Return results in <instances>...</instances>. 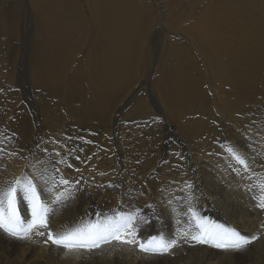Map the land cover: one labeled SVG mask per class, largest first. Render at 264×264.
<instances>
[{
	"label": "bare ground",
	"instance_id": "6f19581e",
	"mask_svg": "<svg viewBox=\"0 0 264 264\" xmlns=\"http://www.w3.org/2000/svg\"><path fill=\"white\" fill-rule=\"evenodd\" d=\"M32 1L35 5L38 29L33 52V70L31 77L34 85L38 87L39 94L37 93V95L40 96V98L44 96L46 99V94H53L60 99H66L65 104L69 113V115L67 113L66 118L70 116L74 122L75 120L81 121L79 123L77 122L78 124L85 123L87 120V122L93 124V126L89 125L91 126L89 128L91 129L94 127L96 129L97 133L94 134H97L98 138L96 137V139H99L97 143L105 145L109 142L111 137L109 136L107 138L106 134L110 131V126H112L111 122L113 121V116L118 107L121 106L119 104L127 98L132 91L137 89L140 95L134 107L135 109L133 110L132 108L131 110L137 112V114H147L151 112L152 106L149 105L147 97L141 93L144 89L146 72L144 68L145 65L142 68L140 67V59L144 56V52L149 54L151 51L149 37L157 24H160V26L164 28V31L170 34H164V42L162 41L161 43L163 44L162 47L157 46V50H155V53H160L164 59L161 57L163 61L160 62V66L156 69L151 83V92H153L157 99V103L154 102L158 106L157 112L160 110L167 117L164 118L166 120L168 119V123L174 127L176 131L174 132L177 135L179 134L181 140L184 139L187 144H193V146L197 145V142L204 144L203 146H209V136L220 132L215 126L217 114L220 118L227 119V123L231 126H239L242 122L244 124L246 123L244 122L246 118L248 119L251 115L256 114L260 110L264 111V0H155L156 4L154 0ZM154 9L158 11L160 16L159 21L155 18ZM6 11L7 9L0 8V27H2L1 29L4 31L7 29L6 26L8 25L7 17H10L8 11ZM3 74H5V72ZM208 82L212 86V95L209 94L207 89ZM39 104L43 112L41 119L44 121V134L47 133V135L45 134L47 139L52 138L51 136L56 137V130L60 127H64L67 124L71 127L69 122H73L70 118V121L66 124L64 123L65 120L57 115L59 106L56 104L50 106L43 98L39 100ZM256 117L257 116L254 118L256 119ZM135 118H137V116ZM31 119L29 110H26L23 116L16 121H14L15 119H10L11 124L14 127H18L17 129L20 131L19 134L22 136V138L20 137V140H18L21 141L22 139L21 148L19 147L20 150H15L12 154L10 152L11 155H8L10 160L6 161V164H11L9 169L0 168V188L6 187L17 178L22 179L27 174L31 175L32 167H34L33 163L42 155L43 150L35 154L32 152L34 149L32 151H27L29 146L35 141L34 138L37 137L32 135L31 128L33 121H31ZM81 119L85 121L83 122ZM133 122L136 121L133 120ZM75 125L77 126V124ZM238 126L236 127L239 128ZM84 127L87 128L86 126ZM94 128L92 131L95 130ZM160 128L158 129L160 130ZM232 128L234 127L232 126ZM84 130L88 131V128ZM127 130H123L119 133H116L118 129L114 131L115 135H113V137L118 145L115 144L119 146V149L122 148L120 157L118 160L115 159L117 160L115 163L114 157L109 163L106 162L109 160L105 162L97 161V168L95 167L96 170H93L95 174L90 171L88 174L87 167L82 164L85 169L83 171L81 170L80 176L82 179L86 177L87 183L93 184H90L91 187L89 186L91 189L89 194L84 195V197L77 196L75 200L73 199V204H70V214L68 215L74 217L72 221L76 219L79 226L85 225L95 214H100V217H106L109 221H112L110 222L111 225L107 227L108 229L111 230L119 226L118 222L120 221V217H116L117 215L115 214L131 210V207L128 206L130 203H125L124 199L121 203L119 199L113 204L110 202V200L112 201L111 198H113L110 193L111 191L113 192V185H115V183L113 184L115 179L114 176L119 174L121 175L122 185L124 184V180H128L122 192L128 190L132 186L141 187L138 189L135 187L138 192L136 196L139 197L138 206H140L141 211L139 213H137V211L132 214V216L129 211L130 217L133 218L132 226L136 234V227L140 224L148 226L150 223L148 219L151 216L155 218L156 216L159 217L160 214L168 215V213H171L168 212V210L167 213L161 209L164 205L163 199L165 196L169 195L171 197V201H169L167 205L172 206L175 200L179 201L178 199L181 195L187 197L192 188L202 183L206 191H198L194 196L191 195V198L196 202L195 204L199 206L197 210L193 209L194 207L192 208L195 211L193 214H191L193 210L187 212V210L191 208H189L191 203H188L189 209L187 208V210H184L182 206H180L182 207L181 210H179L180 208L177 209L181 211L180 213L178 212L180 215L160 216L161 218H157L159 222L157 221V224H152L156 225L154 230H162L161 233L164 237L171 239V241L168 239V242L176 241L175 246L164 253H145L139 248V243H121L120 241L113 240L109 235L104 241L99 242L101 245L96 249L77 248L69 250L63 246L55 245L48 240L49 232L54 235H59L62 234V230H66V225L63 224L65 218L60 221L62 218L60 215H62L61 213L63 210L60 211V213L59 208L56 210L57 212H54L55 210L53 211V209L50 208L51 211L47 215V220L53 221L54 224H56L54 229L51 228L52 231L45 230L46 228L44 229L43 227H35L26 235L21 232L19 236L13 237L3 229H0V264H264V218L262 215L255 212L256 210L252 208L253 206L251 207L252 204H255V201H252L255 198L256 204H258L257 200L261 194L259 185L257 184L258 186H256V180L251 177H255L252 175L260 173L264 180V167L258 170L260 162H256L257 165L255 167H253V165V168L248 173L246 172L247 174L245 173V175H243L242 168H239L237 165V167H234L232 170H230L227 165V168L225 167L226 169L223 171V168L219 167L222 169L217 173L216 171H211V168L209 169L208 167L212 158L211 156H213L209 155L211 158L207 156L210 151L208 153L207 149H205V152L201 154L198 151V153H196L197 148H186L185 146L186 152H178L180 154L176 155L174 158L171 157V163H167L163 160V158L165 159L163 153L156 149L159 145L158 143L154 148L150 146V142L153 139L148 142L149 144L143 140L138 141L134 135L135 133L133 132V134H131ZM263 130L262 128L261 132ZM243 131L244 129L241 132ZM79 133H76L77 136ZM92 134L93 133H91V135ZM261 134L259 135L261 136ZM164 135H166V133ZM175 135L174 137H176ZM244 136H242V138ZM254 136L256 137L255 133ZM171 137L170 139H172ZM62 140L64 143L66 142L65 139ZM88 140L84 141L88 142ZM16 142L15 140V143ZM57 142L55 144L54 140H50L51 148L57 146ZM153 142L156 141H152V143ZM180 142H176V144H182ZM83 143L84 142H82V144ZM249 143H251L250 140ZM258 143H256V145H258ZM73 144L76 143H72V146ZM171 144L174 143L171 142ZM16 145H14V147ZM246 146L248 148V145ZM86 147L88 149V146ZM202 147H200V149H202ZM64 148L68 149L69 147ZM58 149L59 148H57V150ZM9 150H11L10 147ZM249 150H251V148ZM172 151V155L174 156V150ZM1 152L4 151L0 150V153ZM6 152L7 151L4 153L5 155L7 154ZM116 152L117 151H115V154ZM168 153L170 152L168 151ZM81 154L84 155L83 153ZM115 154L113 156H115ZM222 154L225 155L224 152ZM69 155L70 153L63 149L62 155L60 153L57 154V152L54 153L53 151L49 159H42V156L39 165L41 164L44 170L43 174L46 176L48 169H53V167H55L57 183H60L61 179L69 180L71 178L70 174L73 173L71 171L72 168L70 170L71 172H69L70 174L63 171L62 168L63 157H69ZM76 155L78 154L75 153L74 156ZM74 156L72 159L74 162H77L79 157L75 159ZM168 156L169 154L166 157ZM91 157L89 153H85L82 162L88 164V160L93 158ZM217 157L219 158V156ZM263 157L261 159H263ZM216 158L215 160L213 158V160L216 161ZM252 160L254 162V159ZM93 161H90V164H93ZM187 163L189 164L187 165ZM1 164L2 163H0V165ZM228 165H230V163ZM69 166H71V163ZM66 167H68V165ZM81 168L83 167L80 166L79 169ZM191 169L195 171L191 173ZM216 169L217 168H215V170ZM231 172L232 174L234 173L233 176L230 175ZM101 173L105 174L102 176L108 178L107 182L100 181L99 178L101 177ZM50 176L49 172V177ZM80 176L78 179L79 181L81 180ZM72 178L71 180H73ZM260 178L258 181H262V178ZM144 179H146V181H142ZM84 182L85 180L83 183ZM140 182L141 184L138 185ZM71 185L73 184L71 183ZM189 185H191V187H189ZM59 187L61 188V186ZM76 188L77 187L74 186V189ZM250 189L253 190L251 191ZM50 190L52 191V189ZM80 190L82 191V189ZM117 192H119V189ZM113 193L115 194L116 192L114 191ZM119 193L117 195H119ZM114 200H116V198ZM64 204L67 205L65 202ZM185 205H187V203ZM168 206L166 208H168ZM200 208H203V210H210L212 215L217 213V208L222 215L225 214L226 216V222H222L220 225L224 228L235 229L241 236L246 237L250 243L241 249L217 248L214 243L211 245L208 243H200L196 240L191 241L190 244L187 243L188 245H183V241L186 239L181 241V236L184 237V235L178 233L181 235L178 236L176 234L177 228H179H176V226L178 223L181 224L182 222L190 224L193 215H197ZM29 214L24 217L25 221L31 219ZM172 216L173 218L171 219ZM55 221L59 222L55 223ZM97 221L93 223L92 220L90 223H101ZM256 221L262 222L259 227L260 229L257 228L259 230H254L255 225L253 226L252 222L254 223ZM31 222L32 220L30 224ZM27 224L28 223H26V225ZM106 224H109V222H106ZM184 226H186V224ZM208 228L210 227L208 226ZM185 231L183 233H185ZM40 232H44V235H39ZM136 235L135 238L137 239ZM125 238L127 239L129 237ZM254 239L258 242L256 243L258 248H255V242L251 243ZM45 241L48 242L46 243ZM188 241L186 240V242Z\"/></svg>",
	"mask_w": 264,
	"mask_h": 264
},
{
	"label": "rangeland",
	"instance_id": "374dc122",
	"mask_svg": "<svg viewBox=\"0 0 264 264\" xmlns=\"http://www.w3.org/2000/svg\"><path fill=\"white\" fill-rule=\"evenodd\" d=\"M155 1V0H154ZM153 2V1H152ZM153 4H154V2H153ZM155 4H156V1H155ZM154 4V5H155ZM156 6V5H155ZM157 7V6H156ZM0 8H5V9H7V11H8V15L10 16V17H7V21H8V25L6 26V30L4 31V30H2L1 28L2 27H0V100H1V102H0V150L1 151H4V152H1L0 153V157L2 158H0V161H3V162H0V163H2L1 165H0V168H2V169H5V168H8L9 169V167H10V165L11 164H6V161H9L10 160V157H8V155L10 154V152H11V154L13 153V152H15V150H20V146H21V141H22V139H21V141H18V140H20V137L22 138V136H20V131H19V129H17L18 127H14L12 124H11V122H10V119H15L14 121H16L17 119H19V118H21L22 116H23V114L26 112V110H29V112H30V114H31V121H33V124H32V128H31V130H32V135L35 137V136H37V137H33L34 139H35V141L29 146V149H27V151L29 150H33L32 152L35 154V153H39V152H41L42 150L44 151H42V155H41V157H39V158H37L36 160H35V162L33 163L34 165V167H32V174L31 175H28L29 176V178L31 177V179L33 180V183H36V185H37V191H39V193H41L40 194V197H41V202L42 203H44V204H46L49 208H51V209H53V211L54 212H57L56 210L59 208V212L60 211H62L63 210V212L61 213L62 215H60V217H62L61 218V220L60 221H62V219L63 218H65V221L66 222H69V223H66L65 221H64V225H66V230H62V233L63 232H65V231H67V230H71L72 229V227L73 228H75L76 226L77 227H79V223L77 222V220L75 219H73V221H72V218H74V217H70V215H68V214H70L69 213V210H70V207H71V205L73 204V201L76 199V197L78 196V197H84V195H86V194H89L90 193V187H91V185L90 184H93V183H87V178L86 177H84L83 179H82V177L80 176V174H81V170L83 171L84 169H85V167H87V170H88V174H89V171L90 172H93V170H96V168H97V164L96 163H98L99 161H106V160H109V161H106V162H111L112 160H113V157H114V163L119 159V157H120V153H121V150H122V148H120L119 149V146H117L118 144L116 143V140H115V138L113 137V135H115V133H114V131H115V129H118V131L116 132V133H119V132H122L123 130H127V131H129L131 134H133V132L135 133L134 135H135V137L137 138V140L138 141H145V142H150L152 139V141H156V142H153L152 143V141L150 142V146H152V147H156L158 144V146H157V148L156 149H158V151H160V152H162L163 153V157H165V159L163 158V160L165 161V162H167V163H169L170 161H171V159L172 158H174L176 155H178V154H180V153H182V152H184L185 151V149L186 148H197V150H196V153H204L205 152V149H207V151H208V153H209V151H210V153L209 154H207V153H205V154H207V156H211V155H213V156H209L210 158H211V161H210V163H211V165H210V163H209V165H208V167H209V169L211 170V171H216L217 173L218 172H220L221 171V169H222V171L224 170V169H226L227 168V166H228V168H230V170H232L234 167H239V168H242V172H243V175H245V173L247 172H249L253 167H255L256 165H257V163L256 162H260V165H258L259 167H258V170H259V168L260 169H263L262 167H264V130L261 132V130H262V128L264 129V111H258L256 114H253V115H251L248 119L246 118L245 120H244V122H246L245 124L242 122L239 126L238 125H236V126H238L239 128H237L236 126H234V125H232L234 128H232V126L229 124V123H227L228 121H227V119H225V118H220L219 117V115L217 114V118H215V126L217 127V129L218 130H220V132L219 133H214V134H212V135H210L209 136V138H210V143H209V146L208 145H205V146H203L204 144H201V143H199V142H197L198 144L197 145H195V146H193V144H191V145H189V143L187 144L186 143V141L184 140V139H182L181 140V138H180V136H179V134L177 135L175 132V129H174V127L170 124V123H168L169 121H168V119L166 120L164 117H166L160 110L157 112V110H158V106L156 105V103H157V99H156V97L154 96V94H153V92H151L152 90H151V83H152V81H153V78H154V75H155V72H156V69H157V67H159L160 66V62L161 61H163V56H161L160 55V53H155V50H157L156 49V47L157 46H161L162 47V45L163 44H161L162 43V41L164 42V34H170L169 32L167 33L166 31H164V28H162L161 26H160V24H157V25H155V27H154V29H153V31H152V34H151V36L149 37V44H150V46H151V51H150V53L148 54V53H146V52H144V56L143 57H141V65H140V67L142 68V67H144V65H145V72H146V74H145V78H144V89L142 90L143 92H141L145 97H147V100H148V103H149V105H151L152 106V109H151V112L150 113H145V114H137V112H134V111H132L131 109L133 108V110L135 109L134 107H135V105H136V103H137V100H138V96L140 95V93H138L137 92V89L136 90H134V91H132L131 93H130V95H128L127 96V98H125L119 105H121L120 107H118V109L116 110V113H115V115L113 116V121L111 122V125L112 126H110L111 128H109V132H107V134H106V137L108 138L109 136L111 137V139L109 140V142L108 143H106L105 145L104 144H100V143H97V142H99V139H96V137H97V134L95 135L94 133H97V131H96V129L95 130H93V131H95V132H93L92 131V129L93 128H89V127H91V126H93V124H90L89 122H87V121H85V120H82L83 122L85 121V123H80V124H78L79 122H81V121H76L75 120V122L74 121H72L73 119H71V117L69 116L68 118H66L67 117V113H68V111H67V106H66V99L64 100L63 98H59V97H57V96H55V95H53V94H46L47 96H46V99H45V97L44 96H42L41 98H43V100H45L46 102H48V104L50 105V106H54L55 104L57 105V106H59V109H58V111H57V115H59V117H62L64 120H65V122L64 123H66L67 124V122L68 121H70V119H71V121L73 122V123H71V122H69L70 124H71V127H69L70 125L69 124H67V125H63L64 127H60L59 129H57L56 131V133H53V134H56V137L55 136H51L52 138H50V139H47L46 138V135H47V133H45L44 134V121H43V119H41L42 117V115H43V112H42V110H41V106H40V104H39V100L41 99L40 98V96H38L37 95V93L39 92L38 91V87L36 86V85H34V83L32 82V77H31V74H32V70H33V52H34V49H35V42H36V34H37V29H38V20H37V17H36V12H35V5L33 4V1L32 0H0ZM6 11V12H7ZM158 14V11L156 10V9H154V15L156 16L155 18H157L158 20L157 21H159V19H160V16H159V14ZM14 23V24H13ZM159 25V26H158ZM3 32H2V31ZM153 50V51H152ZM163 59H162V58ZM162 59V60H161ZM155 70V71H154ZM5 72V74H3ZM207 89H208V92H209V94L210 95H212L213 94V91H212V86L209 84V82L207 83ZM210 90V91H209ZM137 94H136V93ZM1 93H2V95H1ZM39 94V93H38ZM49 95V96H48ZM136 95H137V97H136ZM38 98H39V100H38ZM77 98H78V96H77ZM63 99V100H62ZM128 99V100H127ZM23 100V101H22ZM26 100V101H25ZM37 100V101H36ZM125 101V102H124ZM28 102V103H27ZM64 102V103H63ZM154 102H156V103H154ZM2 103H3V105H2ZM52 103H53V105H52ZM63 103V104H62ZM66 107H65V106ZM1 106H3V107H1ZM24 107V108H23ZM44 109H45V106H44ZM154 110V111H153ZM59 113V114H58ZM135 115H134V114ZM68 115H69V113H68ZM64 116V117H63ZM137 116V118H135ZM255 116H257L256 117V119L254 118ZM134 117V118H133ZM10 118V119H9ZM66 118V119H65ZM70 118V119H69ZM150 118V119H149ZM167 118V117H166ZM69 119V120H68ZM137 119V120H136ZM255 119V120H254ZM41 120V121H40ZM133 120L134 121H136V122H133ZM252 120V121H251ZM150 121V122H149ZM35 122V123H34ZM39 122V123H38ZM41 122H42V124H41ZM78 122V123H77ZM248 122V123H247ZM77 124V126L75 125V124ZM249 123H250V125H249ZM40 124V125H39ZM74 124V125H73ZM85 124H88V125H85ZM126 124V125H125ZM135 124V125H134ZM151 124V125H150ZM153 124V125H152ZM155 124V125H154ZM158 124V125H157ZM256 124V125H255ZM89 125H91V126H89ZM162 125V126H161ZM164 125V126H163ZM218 125V126H217ZM249 125V126H248ZM84 126H86L87 128H88V131L87 130H84V129H87V128H85ZM125 126V127H124ZM128 126V127H127ZM137 126H138V128H137ZM142 126H144V127H142ZM157 126V127H156ZM159 126V127H158ZM228 126V127H227ZM231 126V127H230ZM161 127V128H160ZM163 127H166V128H163ZM62 128V129H61ZM67 128V129H66ZM69 128V129H68ZM70 128H72V129H70ZM75 128V129H74ZM84 128V129H83ZM136 128V129H135ZM156 128V129H155ZM158 128H160V130L158 129ZM169 128H171V129H169ZM232 128V129H231ZM237 128V129H236ZM241 128V129H240ZM251 128V129H250ZM81 129V130H80ZM122 129V130H121ZM154 129H155V131H154ZM164 129V130H163ZM166 129V130H165ZM228 129V130H227ZM230 129H231V131H230ZM236 129V130H235ZM240 131H239V130ZM244 129V133L243 132H241L242 130ZM250 129V130H249ZM62 130V131H61ZM65 130V131H64ZM71 130V131H70ZM72 130H73V135H72ZM89 130H91V131H89ZM224 130V131H223ZM249 130V131H248ZM40 131V132H39ZM43 133H42V132ZM75 131V132H74ZM113 133H112V132ZM168 131V132H167ZM175 131V132H174ZM226 131V132H225ZM11 132V133H10ZM70 132V133H69ZM81 134H80V133ZM85 132H87V133H85ZM156 132V133H155ZM160 132V133H159ZM225 132V133H224ZM236 132V133H235ZM250 132H252V133H250ZM260 132V133H259ZM38 133V134H37ZM40 133V134H39ZM60 133V134H59ZM62 133V134H61ZM67 135V137H66V135ZM76 133H79L78 134V136H77V134L75 135ZM91 133H93L92 135H91ZM140 133H142V134H140ZM148 133V134H147ZM159 133V134H158ZM166 133V135H167V137H166V135H164ZM174 133V134H173ZM239 133V134H238ZM254 133L256 134V137L254 136ZM258 133V134H257ZM262 133V134H261ZM13 134V135H12ZM85 134H88V135H85ZM176 134V135H175ZM233 134V135H232ZM242 134V135H241ZM259 134H261V136L259 135ZM62 135V136H61ZM83 135V136H82ZM93 135H94V137H93ZM144 135V136H143ZM161 135V136H160ZM172 137H171V136ZM174 135L176 136V137H174ZM225 135V136H224ZM245 135V136H244ZM39 136V137H38ZM60 136V137H59ZM70 136V137H69ZM169 136V137H168ZM234 136V137H233ZM242 136H244L243 138H242ZM262 138V140H261V138ZM17 137V138H16ZM42 139H41V138ZM59 137V138H58ZM61 137H63V138H61ZM72 137V138H71ZM80 137V138H79ZM85 137V138H84ZM162 137V138H161ZM170 137L172 138V139H170ZM233 137V138H232ZM241 137V138H240ZM251 137V138H250ZM5 138V139H4ZM7 138V139H6ZM11 138V139H10ZM56 138H57V141H56ZM74 138V139H73ZM84 138V139H83ZM89 140H88V139ZM93 138V139H92ZM94 138H95V140H94ZM98 138V137H97ZM161 138V139H160ZM173 138H175V139H173ZM223 138H225V139H223ZM238 138V139H237ZM260 140H259V139ZM62 139H65L66 140V142L64 143V141L62 140ZM67 139H69V140H67ZM79 140L80 141V143H79V141H77V140ZM115 141H114V140ZM148 139V140H147ZM150 139V140H149ZM219 139H223L222 141L221 140H219ZM232 139V140H231ZM246 139V140H245ZM250 140V142L251 143H249V140ZM252 139H253V141H252ZM256 139V140H255ZM14 140V141H13ZM15 140L17 141L16 143H15ZM38 142H37V141ZM50 140H54V142H55V144H56V142H57V146H55L54 148L52 147L51 148V143H50ZM60 140V141H59ZM84 140H88V142H85ZM92 140V141H91ZM113 140V141H112ZM162 140V141H161ZM184 140V141H183ZM217 140H219V141H217ZM229 140V141H228ZM231 140V141H230ZM235 140V141H234ZM236 140H237V142H236ZM7 141V142H6ZM11 141V142H10ZM62 141H63V143H62ZM73 141V142H72ZM95 143H94V142ZM172 143H174V144H171V142ZM181 141V142H180ZM248 141V142H247ZM254 141H255V143H254ZM6 142V143H5ZM36 142V143H35ZM40 142H41V144H40ZM68 142H69V145H68ZM76 143V144H73V146H72V143ZM82 142H84L83 144H82ZM92 144H91V143ZM110 142H111V145H110ZM163 142V143H162ZM176 142L177 143H182V144H176ZM185 142V143H184ZM196 142V141H195ZM242 142V143H241ZM259 142V143H258ZM14 143V144H13ZM59 143V144H58ZM61 143V144H60ZM79 143V144H78ZM88 143V144H87ZM97 143V144H96ZM114 143V144H113ZM117 145H116V144ZM158 143V144H157ZM161 143V144H160ZM167 143V144H166ZM229 143V144H228ZM256 143H258V145H256ZM4 145V147H3V145ZM6 144V145H5ZM12 144V145H11ZM16 144H18V145H16ZM78 144V145H77ZM92 146H91V145ZM95 144V145H94ZM113 144V145H112ZM149 144V143H148ZM178 145V146H176V145ZM219 144V145H218ZM221 144V145H220ZM238 146H237V145ZM245 144V145H244ZM249 144H250V146H249ZM14 145H16L15 147H14ZM59 145V146H58ZM76 145H77V147H78V149H77V147H76ZM80 145H82V146H80ZM98 145V146H97ZM102 145V146H101ZM110 145V146H109ZM115 145V146H114ZM163 145V146H162ZM172 145H173V147H172ZM183 145V146H182ZM188 145V146H187ZM202 147V149H200V147ZM230 145V146H229ZM240 145V146H239ZM246 145H248V148H247V146ZM50 146V147H49ZM69 147L68 149L67 148H64V147ZM86 146H88V149H87V147ZM104 146V147H103ZM106 146V147H105ZM113 148H112V147ZM167 146V147H166ZM179 146H181V147H179ZM185 146H186V148H185ZM193 146V147H192ZM198 146V147H197ZM246 146V147H245ZM257 146V147H256ZM263 146V147H262ZM4 148V150H3V148ZM9 147H10V149L12 150H9ZM20 147V148H19ZM46 147V148H45ZM49 149H48V148ZM61 147V148H60ZM70 147H71V149H70ZM75 147V148H74ZM98 147V148H97ZM100 147H102V148H100ZM111 147V148H110ZM178 147V148H177ZM215 147V148H214ZM221 147V148H220ZM234 147V148H233ZM253 147V148H252ZM31 148V149H30ZM57 148H59L60 149V151H59V149L57 150ZM85 148V149H84ZM110 150H109V149ZM164 148V149H163ZM167 148H169V149H167ZM217 148V149H216ZM229 148H233L235 151H238L244 158H246L245 160H246V162L248 163L247 165H248V167H247V169H245V167L242 165H239L237 162H236V160H234V158H233V156H232V154L228 151V149ZM245 148V149H244ZM251 148V150H249ZM36 149V150H35ZM38 149H41V150H38ZM55 149V150H54ZM66 150V151H68L69 153H70V155H69V157H63V162H62V168H63V171H65V172H67V173H69V172H73V173H71L72 175H73V178H72V175L70 174V176H71V178L73 179V180H71V178L69 179V181L71 182V181H73V182H71L73 185H71V183L69 184V185H62V184H60V183H57L56 182V179H57V173H56V168L55 167H53V169L52 168H49L48 169V171H47V175L45 176L43 173H44V170L42 169V167H41V164L39 165V161H40V159L42 158V156H43V158L42 159H49L51 156H52V154H53V151H54V153H56L57 152V154H61L62 155V150ZM83 149V150H82ZM93 149H94V151H93ZM98 150V151H96V150ZM160 149V150H159ZM162 149V150H161ZM210 149V150H209ZM260 149H262V150H260ZM70 150V151H69ZM82 152H81V151ZM85 150H87V151H85ZM90 152H89V151ZM172 150H174V156L172 155L173 154V151ZM176 150V151H175ZM178 150V151H177ZM200 150V151H199ZM213 150V151H212ZM215 150V151H214ZM218 150V151H217ZM255 150H257L258 151V153H257V151H255ZM5 151H7L6 153V155L4 154L5 153ZM49 151H51V152H49ZM56 151V152H55ZM80 153H79V152ZM110 151V152H109ZM113 151H114V153H113ZM115 151H117L116 152V154H117V156H116V154H115ZM164 151H166V152H164ZM168 151L171 153H168ZM172 151V152H171ZM182 151V152H181ZM198 151V152H197ZM89 153V156L92 158L91 160H88V164L87 163H83L82 161L84 160V157H85V153ZM98 152V153H97ZM177 152V153H176ZM178 152H180V153H178ZM186 152V151H185ZM224 152V154L225 155H223L222 153ZM250 152V153H249ZM256 152V153H255ZM75 153H77L78 155H76V156H74L75 155ZM81 153H83L84 155H82ZM230 153V154H229ZM245 153V154H244ZM4 154V155H3ZM10 154V155H11ZM47 154V155H46ZM115 154V156H113ZM166 154V155H165ZM169 154V158L168 157H166L167 155ZM217 154V155H216ZM251 154H252V156H251ZM255 154H256V156H255ZM74 156V158L75 159H77L78 157L80 158H78L77 159V162L75 161H73V159H72V157ZM80 155V156H79ZM95 155H96V157H95ZM250 155V156H249ZM254 155V156H253ZM259 155H261V156H259ZM5 156V157H4ZM217 156H219V158L217 157ZM221 156V157H220ZM223 156H224V158H223ZM227 156H228V158H227ZM259 156V157H258ZM87 157H88V155H87ZM95 157V158H94ZM112 157V158H111ZM116 157V158H115ZM172 157V158H171ZM217 157V158H216ZM247 157H248V159H247ZM263 157V159H261ZM6 158H7V160H6ZM70 158V159H69ZM83 158V159H82ZM104 158V159H103ZM213 158H214V160H215V158L219 161H214L213 160ZM251 158V159H250ZM256 158H259V159H261V160H259V159H256ZM64 159H65V161H64ZM70 161H69V160ZM101 159H103V160H101ZM115 159H117V160H115ZM170 159V160H169ZM221 159V160H220ZM252 159H254V162H253V160ZM68 160V161H67ZM93 160H95V161H93ZM167 160V161H166ZM223 160H226V161H223ZM230 160V161H229ZM258 160V161H257ZM263 160V161H262ZM78 161H80V162H78ZM90 161H93L94 163L93 164H90L91 162ZM98 161V162H97ZM214 161V162H213ZM224 163H223V162ZM64 162H66V163H64ZM87 162V161H86ZM226 162V163H225ZM4 163V164H3ZM65 165H64V164ZM70 163H71V166H69L70 165ZM73 163V164H72ZM80 163V164H79ZM171 163V162H170ZM191 163V162H190ZM219 163V164H218ZM222 163V164H221ZM230 163V165H228ZM250 163V164H249ZM255 163V164H254ZM78 164V165H77ZM85 165V167L83 166V165ZM96 164V165H95ZM189 163H187V165H188ZM5 165H7V166H5ZM68 165V167H66ZM78 166L79 168H80V166H82L83 168H81V169H79L78 167H76V166ZM89 165V166H88ZM93 165V166H92ZM170 165H172V164H170ZM218 165V166H217ZM220 165V166H219ZM222 165V166H221ZM227 165V166H226ZM237 165V166H236ZM254 165V166H253ZM263 165V166H262ZM173 166V165H172ZM213 166H215V167H213ZM253 166V167H252ZM64 167H65V169H64ZM73 167H74V169H73ZM96 167V168H95ZM219 167H222V168H219ZM226 167V168H225ZM35 168V169H34ZM37 168V169H36ZM38 168H39V170H38ZM41 168V169H40ZM67 168V169H66ZM71 168H72V170H71ZM77 168V169H76ZM215 168H217L216 170H215ZM248 168H250V169H248ZM43 170V171H42ZM51 170V171H50ZM67 170H69V171H67ZM71 170V171H70ZM74 170H76L77 171V173H76V171H74ZM78 170H79V172H78ZM192 171H191V173L193 172V171H195L194 169H191ZM261 171V170H260ZM49 172H50V177H49ZM38 173V174H37ZM40 173V174H39ZM94 174H95V171L93 172ZM246 173V174H247ZM30 174V173H29ZM234 174V173H233ZM233 174H232V172L230 173V175L231 176H233ZM38 175V176H37ZM44 175V176H43ZM259 175V176H258ZM261 174L260 173H257V175H252V176H255V177H251V178H253V179H255L254 181L256 182L255 184H256V186H258V185H260L259 183H261V182H263L264 180H263V176L261 177L260 176ZM33 176V177H32ZM37 176V177H36ZM77 176V177H76ZM79 176H80V179L82 180H78L79 179ZM258 176V177H257ZM74 177H76V178H74ZM117 177V178H116ZM204 177H206V176H204ZM217 177H219V176H217ZM262 179H261V178ZM36 178V179H35ZM39 178V179H38ZM105 178V179H104ZM114 182H113V184L115 183V185H113V192L115 191L116 193V195L121 191H123L122 189L126 186L125 184H127L128 183V180H124L123 182H124V184L122 185L121 184V175H119V174H116L115 176H114ZM120 178V179H119ZM261 179L262 181H258V179ZM50 179V180H49ZM79 181V183H74V182H76L77 180ZM100 179V181L101 182H107V177H104V176H102L101 175V177L99 178ZM36 180V181H35ZM75 180V181H74ZM85 180V182L83 183V181ZM41 181V182H40ZM45 181V182H44ZM52 181V182H51ZM99 181V182H100ZM142 181H146V179H144V180H142ZM40 182V183H39ZM50 182V183H49ZM80 182H82V183H80ZM127 182V183H126ZM160 182V181H159ZM38 183V184H37ZM44 183H46V184H43ZM48 183V184H47ZM197 183V182H196ZM201 183V182H200ZM81 184V185H80ZM141 184V182L138 184V185H140ZM258 184V185H257ZM41 185V186H40ZM58 185V186H57ZM84 185H85V187H84ZM118 185V186H117ZM203 186L202 185V183L201 184H198L196 187H194V188H192V190L190 191V193L188 194V196L187 197H183V195H181V197H179V201H177V200H175V202L174 203H172V206L171 205H167V204H169V201H171V197L168 195V196H165L164 197V199H166V200H164L163 199V207L161 208L162 209V211L164 210L165 212H167V210H168V212H171V213H168V215H161L160 214V216L162 217H164V216H169V215H173V216H178V214L181 212V211H179V210H181V208L182 207H184V208H182V209H186L187 210V208H188V206H189V204H190V206H189V210H187V212L188 211H192L193 209H195V210H197V208H199V206L197 205V204H195L196 202L194 201V199H192L191 198V195H193L194 196V194L196 193V192H198V191H206L205 190V188H204V186L203 187H201V186ZM59 186H61V188L63 189H61ZM70 186V187H69ZM73 186V187H72ZM74 186L75 187H77L76 189H74ZM81 188H80V187ZM90 186V187H89ZM84 187V188H83ZM88 187V188H87ZM116 187V188H115ZM117 187H120V188H117ZM138 188H141V187H139V186H132L131 188H129L128 190H124V192H122V194H121V192L119 193V195H115L112 191H111V193L110 194H112V196L111 197H113V198H111L112 199V201L110 200V202H112V204L115 202V201H117L118 199H119V201H120V203L122 202V201H124L125 203H130L128 206L129 207H131L130 209L131 210H128V211H122V212H118L117 214H115V215H117L116 217H121V216H124V217H129L130 216V214H129V211H130V213H131V216H132V214H134V213H136L137 211V213H139L141 210H140V206H138L139 205V197L138 196H136V195H138V192H137V189ZM52 189V191L50 190V189ZM144 188L146 189V187L144 186ZM202 188V189H201ZM50 191H49V190ZM61 189V190H60ZM69 189V190H68ZM80 189H82V191L80 190ZM119 189V192H117V190ZM47 190V191H46ZM60 190V191H59ZM77 190H80V191H77ZM89 190V191H88ZM133 190V191H132ZM197 190V191H196ZM251 191L253 190V189H250ZM45 191V192H44ZM66 191V197L67 198H64V199H62V200H60V201H57V200H55L56 199V196L59 194V193H61V192H65ZM79 193H77V192ZM129 191V192H128ZM52 192V193H51ZM71 193V196H69L68 195V193ZM73 193V194H72ZM74 193H75V195H74ZM166 193V192H165ZM46 194V195H45ZM50 194V195H49ZM77 194V195H76ZM114 194V195H113ZM124 194H125V196H124ZM127 194V195H126ZM169 194V193H168ZM20 195V196H19ZM43 195V196H42ZM73 195V196H72ZM135 195V196H134ZM261 195V194H260ZM19 196V197H18ZM115 196V197H114ZM119 196V197H118ZM128 196V197H127ZM75 197V198H74ZM130 197H131V199H130ZM138 197V198H137ZM47 198V199H46ZM71 199V201H70V199ZM116 198V200H114ZM126 198H127V200H126ZM168 198V199H167ZM187 198V199H186ZM259 198V197H258ZM44 199V200H43ZM49 199V200H48ZM50 199H52V200H50ZM74 199V200H73ZM124 199V200H123ZM138 199V200H137ZM185 199V200H184ZM49 202H48V201ZM114 200V201H113ZM45 201V202H44ZM129 201V202H128ZM137 201V202H136ZM165 201H166V204H165ZM168 201V202H167ZM181 201V202H180ZM184 201V202H183ZM188 201V202H187ZM253 202L255 201V204L253 205H251V207L252 208H255V212L256 213H258L259 215H262V217L264 218V213H263V211L264 210H258V209H260L257 205L258 204H256V198L255 199H253L252 200ZM258 201V203H259V200H257ZM53 202V203H52ZM54 202H56V203H54ZM59 202H60V204H59ZM64 202L67 204V205H65L64 204ZM69 203V206H68V203ZM179 202H180V205H179ZM194 204H193V203ZM138 203V204H137ZM177 203V204H176ZM182 203V204H181ZM187 203V205H185ZM189 203V204H188ZM51 204V205H50ZM71 204V205H70ZM133 206H132V205ZM175 204V205H174ZM28 205V206H27ZM56 205V206H55ZM59 207H58V206ZM174 205V206H173ZM192 205V206H191ZM194 205V206H193ZM25 206V207H24ZM51 206V207H50ZM63 206V207H62ZM68 206V207H67ZM168 206V208H166ZM179 206V207H178ZM180 206H182V207H180ZM196 206V207H195ZM255 206V207H254ZM257 206V207H256ZM17 207H18V209H19V212H20V216H21V221H22V224H23V226L25 227V225H26V223H28L27 225H26V227L25 228H27V226L30 224V221L32 220V209H30L31 208V205L29 204V202H27V200L26 199H24V194H23V192L22 191H18V195H17ZM30 207V208H29ZM55 207V208H54ZM165 207V208H164ZM194 207V208H193ZM66 209V210H64V209ZM180 208V209H179ZM193 208V209H192ZM257 208V209H256ZM26 209V210H25ZM61 209V210H60ZM134 209H136V210H134ZM171 209V210H170ZM177 209H179V210H177ZM23 210H25V211H23ZM31 212H30V211ZM133 210V211H132ZM216 210H217V213H214L213 215L210 213V210H206V209H204L203 210V208H200L199 210H198V212H197V215L195 214V217H194V215H193V218H192V222L190 223L191 224V226H190V224H188V223H185V222H182L184 225L186 224V226H184L182 223L181 224H177V226H176V228L177 227H181L180 229L179 228H177V232H176V234L178 235V236H181L180 234H178V233H181L182 235H184V237H182L181 236V241H183V240H189L188 242H186V240L185 241H183V245H188V244H190L191 243V241H195V240H193V239H191L193 236H195L196 234L198 235L199 234V230H200V226H201V224L203 225V227L205 228V229H208V230H213L214 228H215V226H217V225H220V223H224V222H226V216H225V214L224 215H222V213L216 208ZM67 211V212H66ZM135 211V212H134ZM177 211V212H176ZM26 214H25V213ZM133 212V213H132ZM176 213V214H174V213ZM179 212V213H178ZM195 211L193 210L192 212H191V214H193ZM205 212V213H204ZM207 212V213H206ZM30 213V214H29ZM67 213V214H66ZM127 213V214H126ZM173 213V214H172ZM30 215L31 216V219H29L28 221H25V219H24V217L26 216V215ZM219 214V215H218ZM221 214V215H220ZM68 215V216H67ZM96 215H97V217H96ZM180 215V214H179ZM65 216V217H64ZM158 217V216H156L155 218H152V216L148 219V221L150 222L149 223V225L148 226H145V225H139V226H137L136 228H137V235H136V237H137V241L139 240V242L138 243H147L149 240H151L153 237H156L157 238V240H161V237L163 236L164 237V235L161 233V231L162 230H160V231H156V230H154V227L156 226V225H152V224H157V221L159 222V219H157V218H161V217ZM173 216L171 217V219L173 218ZM99 217V218H98ZM218 217V218H217ZM71 220V221H70ZM93 220V223H94V221H97L98 223H100V224H102L101 226H103V227H109L110 225H111V223L110 222H112V221H109L106 217L105 218H103V217H100V214H95V216L93 217V218H90V220L86 223V224H88V223H90V221H92ZM100 220V221H99ZM257 220H259V219H257ZM48 221V223H50V224H48V227L45 229V230H48V231H52V229L51 228H53L54 229V227H55V225L56 224H54V222L53 221H50V220H47ZM103 221H105V222H103ZM155 221V222H154ZM261 221V220H260ZM260 221H256V222H252V224H253V226L255 227V229L254 230H259L260 228V225H261V223L262 222H260ZM58 223L59 221H55V223ZM74 222V223H73ZM106 222H109V224H106ZM175 222H178V221H175ZM54 225H53V224ZM212 223V224H211ZM260 223V224H259ZM78 224V225H77ZM99 224V225H100ZM104 224V225H103ZM106 224V225H105ZM193 224V225H192ZM51 225V226H50ZM182 225V226H181ZM259 225V226H258ZM53 226V227H52ZM208 226L210 227V228H208ZM150 227V228H149ZM42 228V227H41ZM50 228V229H49ZM144 228V229H143ZM257 228H259V229H257ZM190 229H192V230H190ZM139 230H140V232H139ZM186 230V231H185ZM185 231V233H186V235H185V233H183ZM190 231V232H189ZM194 231V232H193ZM59 233H61V232H59ZM58 233V234H59ZM161 235H160V234ZM159 236V237H158ZM162 237V240L163 241H166V242H168V239H169V241H171V239L170 238H163ZM187 237H189V238H187ZM183 238V239H182ZM255 242V243H254ZM185 243V244H184ZM188 243V244H187ZM251 243H254V245H255V248H258V245L256 244V243H258L257 242V240H253ZM100 245H101V243H99V246L98 247H100ZM182 245V244H181ZM257 245V246H256ZM98 247H96V248H98ZM95 248V249H96Z\"/></svg>",
	"mask_w": 264,
	"mask_h": 264
},
{
	"label": "snow or ice",
	"instance_id": "6c2138e0",
	"mask_svg": "<svg viewBox=\"0 0 264 264\" xmlns=\"http://www.w3.org/2000/svg\"><path fill=\"white\" fill-rule=\"evenodd\" d=\"M228 151L240 165L247 169L248 165L245 158L233 148ZM101 175H105L101 173ZM71 182L66 179H61L60 184L69 185ZM79 183V181H76ZM191 187V185H189ZM261 195L258 200V207L264 209V182L259 185ZM18 191H22L24 199L31 205L32 222L25 228L21 221L19 209L17 207ZM71 195V193H68ZM66 197L65 192H61L56 196V200L60 201ZM51 209L41 202L40 193L37 191V185L33 180L25 175L22 179L17 178L4 188H0V229L10 234L13 237L19 236L21 232L25 235L35 227H48L47 215ZM195 215V214H194ZM132 217H120L119 226L114 229H108L99 224L88 223L83 226L75 227L67 230L59 235L48 233V240L58 246H63L69 250L77 248L92 249L99 246L100 241H104L107 236H111L113 240L120 241L126 244H137L135 239V230L132 226ZM39 235L43 236L44 232ZM129 237V238H125ZM200 243H214L217 248L241 249L248 245L250 241L240 235L235 229L224 228L222 225H217L213 230H208L201 224L198 235L192 237ZM46 243L48 241H45ZM176 244V241L165 242L157 240L153 237L147 243H139V248L145 253H164L168 252Z\"/></svg>",
	"mask_w": 264,
	"mask_h": 264
}]
</instances>
